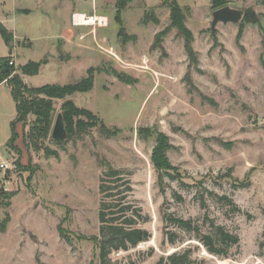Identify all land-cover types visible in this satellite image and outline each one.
<instances>
[{
  "label": "rangeland",
  "instance_id": "obj_1",
  "mask_svg": "<svg viewBox=\"0 0 264 264\" xmlns=\"http://www.w3.org/2000/svg\"><path fill=\"white\" fill-rule=\"evenodd\" d=\"M177 1L193 33V56L177 28L154 45L171 24L161 0H132L123 8L119 0H0V21L13 33L19 66L45 62L24 82L73 84L93 68L94 87L66 99L100 120L62 145L49 136L35 146L24 139L35 119L31 114L26 125L17 124L18 166L19 154L7 145L16 103L9 86L0 90V154L14 166L8 173L0 168V187L15 193L11 205L0 208V222L11 216L0 231V264H100L97 245L88 238L100 232L104 161L131 179L132 200L145 217L140 226L152 234L113 252V263L172 264L170 255L185 253L190 260L182 264H264V3L229 0L255 11L259 22L243 28L220 23L212 31L211 0ZM77 13L79 24L73 23ZM93 13L106 17L107 26H93ZM9 54L0 33V56ZM66 99L53 100V127ZM102 124L119 131L109 136ZM156 130L169 137L167 155L183 182L165 175L161 185L152 160ZM209 192L231 197L240 210ZM170 216L191 220L213 236V224L221 225L239 243L225 247L227 256L215 255ZM60 224L69 238L61 236Z\"/></svg>",
  "mask_w": 264,
  "mask_h": 264
},
{
  "label": "trees",
  "instance_id": "obj_2",
  "mask_svg": "<svg viewBox=\"0 0 264 264\" xmlns=\"http://www.w3.org/2000/svg\"><path fill=\"white\" fill-rule=\"evenodd\" d=\"M129 1L132 0H119V8H123ZM228 4L229 0H211L212 10L224 7ZM160 5L170 9L171 24L157 35L154 45L157 44V46H160L161 39L172 28H177L179 33L186 39V49L193 56V33L185 25L186 15L183 8L177 0H161ZM23 12L29 13L30 10H23ZM246 13V22H259L255 11L247 9ZM244 25L245 24H242L241 28H243ZM0 33L6 44L10 47V54L8 56H0V84L5 83L9 86L17 110V116L11 122L12 136L7 145L10 150L16 151L19 154V158L15 163L21 166L22 152L17 145V140L19 138L17 124L22 123L26 125L29 116L31 114L35 116L29 131L24 134L26 145L33 143L37 146L40 138L52 137L53 116L55 112L53 100L56 98L66 99L76 92L90 91L94 87V69H89L88 77L73 84H47L41 87H30L24 82L22 75H37L45 62L29 60L26 64L18 67L15 65V62L11 64V61H13V33L9 31L1 21ZM239 35H241V33ZM262 64L264 66V57L262 58ZM121 77L128 83H133L135 81L128 77L127 80L124 75ZM61 113L64 117L68 136H73L77 134V132H86L91 127L97 126L98 121H100L92 112L79 108L76 103L69 98L64 101ZM81 116H85L88 120L82 119ZM77 117L78 119L76 120ZM100 128L103 133L109 136L115 135L119 131V129L112 130L106 127L105 124H102ZM155 132L157 144L153 151L152 160L154 166L160 172L159 179L161 185H163L165 175H168L172 179H180L182 181L183 176L181 172L176 166L171 164L167 155L172 147L169 143V137L158 130ZM140 133L144 135L151 134V130L148 128H141ZM47 153L59 157L58 152L54 150H48ZM102 164L106 170L100 177L99 185V192L101 195L99 207L100 232L98 235H93L88 239L95 242L97 245L100 264H116L112 262L110 257L113 252L136 247L140 243L150 240L152 234L147 228L140 226V220L145 222V217L142 213V209L132 200L134 187L125 170L114 167L108 161H104ZM229 174V176H231V173ZM239 186L243 187L245 185L240 184ZM204 190L206 189L204 188ZM209 194L215 196L219 200L228 202L230 205H234L240 210L237 203L231 197L219 195L215 192H209ZM14 195L15 193H8L3 187H0V208L10 206V199ZM201 198L203 206H206L205 195L202 194ZM170 219L185 227L187 230L195 231L196 236L204 243L208 250L218 256H227L228 249L226 248L228 247L226 246L237 244L240 240L237 235L230 233L221 225L213 224L215 227V236H213L202 233L200 228L194 226L191 220L173 216H170ZM10 220V214L6 213L5 218L0 222L1 232L6 231ZM58 228L62 237H68L67 230L62 224H60ZM169 235L173 242L174 233L171 232ZM169 259L172 261V264H182L190 260L185 253H173L169 256Z\"/></svg>",
  "mask_w": 264,
  "mask_h": 264
},
{
  "label": "water",
  "instance_id": "obj_3",
  "mask_svg": "<svg viewBox=\"0 0 264 264\" xmlns=\"http://www.w3.org/2000/svg\"><path fill=\"white\" fill-rule=\"evenodd\" d=\"M247 13L244 9L237 8L230 4L212 11L211 30L215 31L220 23L245 24ZM247 24V23H246ZM52 138L62 144L68 139L64 117L59 113L52 131Z\"/></svg>",
  "mask_w": 264,
  "mask_h": 264
},
{
  "label": "built area",
  "instance_id": "obj_4",
  "mask_svg": "<svg viewBox=\"0 0 264 264\" xmlns=\"http://www.w3.org/2000/svg\"><path fill=\"white\" fill-rule=\"evenodd\" d=\"M92 16H90V19H94L92 22H91V24L93 25V26H98V27H104V26H107V24H108V21H107V18L106 17H102L101 16V18H103V20H101L100 19V16H98V15H94V14H91ZM80 19H82V17H81V14H79V13H77V14H74V16H73V23H75V24H79L80 22H79V20ZM107 52H109L110 54H112V51L111 50H108ZM13 62L14 61H11V64H13ZM14 166H13V164L10 162V161H8V160H6L1 154H0V168L1 169H3L4 171H6V173H7V171L8 170H10V169H12Z\"/></svg>",
  "mask_w": 264,
  "mask_h": 264
},
{
  "label": "crops",
  "instance_id": "obj_5",
  "mask_svg": "<svg viewBox=\"0 0 264 264\" xmlns=\"http://www.w3.org/2000/svg\"><path fill=\"white\" fill-rule=\"evenodd\" d=\"M93 14H95V13H93ZM95 15H97V14H95ZM98 16H101V15H98ZM95 29H97V28H95ZM12 56H13V61L16 63L17 66H19V64L17 63L16 55L13 54ZM25 76H26V75H22L23 78H25ZM24 81H25V80H24ZM4 86L7 87V84H5V83L0 84V90H1ZM7 88H8V87H7ZM9 91H10V88H9ZM11 96H12V95H11ZM16 116H17V115H16ZM18 126H19V125H18Z\"/></svg>",
  "mask_w": 264,
  "mask_h": 264
},
{
  "label": "bare ground",
  "instance_id": "obj_6",
  "mask_svg": "<svg viewBox=\"0 0 264 264\" xmlns=\"http://www.w3.org/2000/svg\"><path fill=\"white\" fill-rule=\"evenodd\" d=\"M102 17H103V16H102ZM100 19L103 20V18H101V16H100Z\"/></svg>",
  "mask_w": 264,
  "mask_h": 264
}]
</instances>
